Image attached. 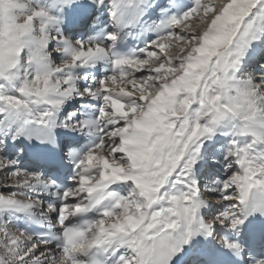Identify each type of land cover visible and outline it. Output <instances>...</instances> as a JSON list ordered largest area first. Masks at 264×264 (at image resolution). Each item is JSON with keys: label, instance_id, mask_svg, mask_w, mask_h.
Masks as SVG:
<instances>
[{"label": "snow or ice", "instance_id": "1", "mask_svg": "<svg viewBox=\"0 0 264 264\" xmlns=\"http://www.w3.org/2000/svg\"><path fill=\"white\" fill-rule=\"evenodd\" d=\"M0 264H264V0H0Z\"/></svg>", "mask_w": 264, "mask_h": 264}, {"label": "bare ground", "instance_id": "2", "mask_svg": "<svg viewBox=\"0 0 264 264\" xmlns=\"http://www.w3.org/2000/svg\"><path fill=\"white\" fill-rule=\"evenodd\" d=\"M185 2H188V0H185ZM189 2H190V0H189Z\"/></svg>", "mask_w": 264, "mask_h": 264}]
</instances>
